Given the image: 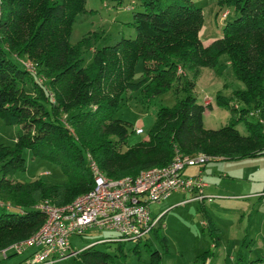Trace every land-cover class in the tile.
<instances>
[{"label": "trees", "instance_id": "obj_1", "mask_svg": "<svg viewBox=\"0 0 264 264\" xmlns=\"http://www.w3.org/2000/svg\"><path fill=\"white\" fill-rule=\"evenodd\" d=\"M218 4L233 7L234 15L228 19L227 12L222 36L205 45L199 37L202 11L191 0H140L142 10L132 19L135 37L95 48L91 61L84 64L82 50L89 46L90 35L76 43H71L70 35L85 0H0V119L21 126L13 146L0 144V191L14 205V209L0 205L5 209L0 213V248L41 226L44 214L35 208L37 202L48 198L63 205L92 187L86 151L112 179L166 165L176 148L188 155L203 152L214 160L264 155L262 126L257 116L248 115L257 109L264 118V0ZM222 54L245 85L232 92L243 105L230 106V97L217 93L215 102L238 116L211 129L203 123L205 104L192 90L200 68L215 67ZM22 58L34 63L37 74L46 77L44 83L20 62ZM139 60L142 72L135 81ZM178 67L189 74H176ZM170 89L183 96L172 107L158 108L147 139L122 149L132 124L111 114L125 93L141 90L149 99ZM239 120L243 132L236 127ZM26 148L35 156L58 160L66 180L23 184L7 178L23 168ZM161 240L166 245V239ZM121 252L118 245L116 256ZM210 255L204 251L201 264ZM76 256L77 264H112L115 257L95 244ZM150 256V264L159 263L157 250Z\"/></svg>", "mask_w": 264, "mask_h": 264}, {"label": "rangeland", "instance_id": "obj_2", "mask_svg": "<svg viewBox=\"0 0 264 264\" xmlns=\"http://www.w3.org/2000/svg\"><path fill=\"white\" fill-rule=\"evenodd\" d=\"M191 1L202 11L203 22L199 31L202 43L207 45L221 37L226 19L222 14L228 12L227 18L230 19L234 15V8L220 6L218 0ZM140 10V0H121L120 3L115 0H85V10L77 15L70 35L71 43L90 35L89 46L82 50L84 64L91 61L95 48L112 45L123 37L134 38L136 31L132 25L133 13ZM28 61L35 67L31 60ZM142 65L143 62L139 60L135 66V81L140 78ZM202 68L209 82L203 87H194L192 94L198 102L204 99V127L217 129L232 116H238V112L219 106L215 102L216 94L230 97L229 105L233 104L238 108L243 104L232 97V92L244 89L245 85L235 77L226 54L218 58L215 67H201L200 72ZM35 71L37 73L36 68ZM176 74L187 76L189 73L178 67ZM36 77L42 83L46 81L43 74H37ZM182 96V92L176 94L170 89L146 99L141 90L127 91L123 103L114 108L111 114L114 119L132 124L122 149L147 139L158 108L172 107L177 98ZM250 110L257 111L264 121L259 110ZM20 127L19 124H5L0 119V144L13 146ZM236 127L243 132V121L239 120ZM137 128L139 132L136 131ZM85 153L91 154L89 151ZM23 157V168L9 173L7 178L23 184L37 179L49 184L66 180V174L61 170L58 160L35 156L27 148L23 150ZM195 170L187 169L185 174H194ZM202 176L211 188L207 189V193L204 189L205 194L214 196L211 201H199L189 193L173 192L160 206L150 205L152 215L158 212L163 214L158 230H152L136 240L119 239V235L110 229L91 228L69 238L72 251H80L95 244V248L115 255L111 260L112 264H150V254L154 250L160 254L158 264H201L199 256L206 250L211 252L206 264H249L254 260L258 264H264V155L240 160L210 159L204 164ZM44 200L51 202L45 198L36 205ZM0 203H8L14 209L12 200L1 191ZM4 211L5 209L0 208V213ZM162 237L166 239V245L161 240ZM26 238L1 247L0 252ZM118 245L122 250L121 256H116ZM30 251L27 249L22 254L0 258V264H27ZM77 259V256L70 254L48 264H77Z\"/></svg>", "mask_w": 264, "mask_h": 264}, {"label": "built area", "instance_id": "obj_3", "mask_svg": "<svg viewBox=\"0 0 264 264\" xmlns=\"http://www.w3.org/2000/svg\"><path fill=\"white\" fill-rule=\"evenodd\" d=\"M20 62L37 75L28 59H20ZM248 115L257 116L264 134V121L257 111H249ZM85 158L92 173V187L63 205L47 200L35 205L44 214L43 223L28 238L3 249L0 258H7L11 253L22 254L27 249L31 250L27 264H48L70 254L76 256L78 251H72L69 238L91 228L113 230L119 239L139 240L161 224L162 213L152 215L151 204H161L173 192L190 193L199 201H211L214 197L204 193L206 181L200 170L196 174H185L186 168L201 167L212 159L204 153L188 155L175 149L166 165L149 167L118 179L104 175L91 154L85 153ZM0 205L10 206L8 203Z\"/></svg>", "mask_w": 264, "mask_h": 264}, {"label": "crops", "instance_id": "obj_4", "mask_svg": "<svg viewBox=\"0 0 264 264\" xmlns=\"http://www.w3.org/2000/svg\"><path fill=\"white\" fill-rule=\"evenodd\" d=\"M204 68H202L201 69V72H200V76L198 77V79H197V82H196V85H195V87H203L207 82H209V81H207V77H205L204 76ZM209 78V77H208ZM204 99L202 98L201 99V101H200V103H202V104H205V102L203 101ZM204 114H205V111H204ZM212 129V128H211ZM190 168H195L196 170H195V173L194 174H196L199 170L202 172V174H203V169H204V165L203 166H201V167H199V166H192V167H188V168H186L185 169V171L187 170V169H190ZM189 175H192V174H189ZM204 189H206V193L208 192L207 191V189L208 190H211V188L208 186V184H207V182H206V186L204 187ZM211 192V191H210ZM180 193H184V192H180ZM204 193H205V190H204ZM190 194V193H189ZM191 197H192V195H191ZM168 198V197H167ZM163 203V202H162ZM161 203V204H162ZM161 204H158V206H160ZM171 206V205H170Z\"/></svg>", "mask_w": 264, "mask_h": 264}]
</instances>
